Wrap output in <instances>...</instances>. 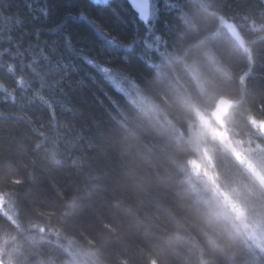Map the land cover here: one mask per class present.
I'll return each instance as SVG.
<instances>
[{
	"label": "trees",
	"instance_id": "obj_1",
	"mask_svg": "<svg viewBox=\"0 0 264 264\" xmlns=\"http://www.w3.org/2000/svg\"><path fill=\"white\" fill-rule=\"evenodd\" d=\"M149 2L142 23L126 0H0V193L18 226L0 215V240L22 264L50 262L60 246L90 264H253L233 234L231 253L210 255L180 129L124 90L166 94L170 61L206 49L241 101L238 119L264 124V0ZM32 227L45 232L35 245L17 232Z\"/></svg>",
	"mask_w": 264,
	"mask_h": 264
},
{
	"label": "clouds",
	"instance_id": "obj_2",
	"mask_svg": "<svg viewBox=\"0 0 264 264\" xmlns=\"http://www.w3.org/2000/svg\"><path fill=\"white\" fill-rule=\"evenodd\" d=\"M169 67L168 92L144 93L139 106L182 133V162L205 205L193 226L213 256L231 253L230 234L264 241V129L238 119L241 101L208 50L194 49Z\"/></svg>",
	"mask_w": 264,
	"mask_h": 264
},
{
	"label": "rangeland",
	"instance_id": "obj_3",
	"mask_svg": "<svg viewBox=\"0 0 264 264\" xmlns=\"http://www.w3.org/2000/svg\"><path fill=\"white\" fill-rule=\"evenodd\" d=\"M220 24L224 25L229 30V32L233 35V37L237 40V42L241 45L242 49H245L243 46L241 37L238 34L234 25L224 19L220 20ZM124 91L126 93L129 91L130 94H133L135 96L136 101L139 102L141 100L137 96L136 91L130 88H126ZM253 125H258L260 128H262L264 124L253 122ZM249 167H251V165H249ZM13 208L14 207L6 199V197L0 193V215L3 216L6 220H8L9 223L12 226H14L16 230H18V226L15 221V213H14ZM17 232L18 233L22 232L24 234V239H25L24 241H27L33 245L36 244L35 238H40V233H45L42 229L37 230L35 227L28 229L26 233L25 231H21V230ZM49 234H51V232H48V233L46 232V236H51ZM8 238L9 237L6 236V238L2 239L1 237V240H0V252L3 255V257H5L4 259L6 260V264H18V263L22 264L20 254L18 252L19 249L17 247L15 248V246H13L12 249L9 248ZM54 238H55V235H54ZM56 241H59L58 237H56ZM59 242H57V244H59ZM245 242L250 252L253 253L254 255L253 264H264V241H258V242L254 241V243L252 244H249L247 241ZM59 253L61 254H59L57 258H54L53 260H50V262H47L45 264H90L89 259L86 258V256L81 252H76L75 254L69 253L66 247L60 246ZM17 254L19 256L18 257L19 259L14 263L13 258H11V256L17 255ZM32 264H44V263H42L41 261H38L37 263H32Z\"/></svg>",
	"mask_w": 264,
	"mask_h": 264
},
{
	"label": "snow or ice",
	"instance_id": "obj_4",
	"mask_svg": "<svg viewBox=\"0 0 264 264\" xmlns=\"http://www.w3.org/2000/svg\"><path fill=\"white\" fill-rule=\"evenodd\" d=\"M129 4L132 6L133 10L136 11L138 13V18L140 19V21L142 23H144V18L142 16V14L138 11L135 0H128ZM47 13L45 12V15ZM80 19L83 20L86 24L90 25L91 27H93L95 30L97 31H102L105 35H109L108 31L106 28H104L103 24L101 21H99L96 17L93 16H88L85 13H81L80 14ZM115 38H112V41L110 42H114ZM69 44L70 42V38H69ZM86 63H89L90 65L93 63L91 60H86ZM73 67H75V65H73ZM105 71H107V69H105Z\"/></svg>",
	"mask_w": 264,
	"mask_h": 264
},
{
	"label": "water",
	"instance_id": "obj_5",
	"mask_svg": "<svg viewBox=\"0 0 264 264\" xmlns=\"http://www.w3.org/2000/svg\"><path fill=\"white\" fill-rule=\"evenodd\" d=\"M126 1L128 2V0H126ZM135 3H136L138 11L142 14V16L144 18V21H146L148 16H149V2L147 0H135ZM128 4H129V2H128ZM130 7L132 8L131 5H130ZM262 129H264V126H263ZM0 264H2L1 261H0Z\"/></svg>",
	"mask_w": 264,
	"mask_h": 264
},
{
	"label": "bare ground",
	"instance_id": "obj_6",
	"mask_svg": "<svg viewBox=\"0 0 264 264\" xmlns=\"http://www.w3.org/2000/svg\"><path fill=\"white\" fill-rule=\"evenodd\" d=\"M151 12V11H150ZM150 12H149V16H148V20H149V17H150ZM136 13V12H135ZM137 14V13H136ZM137 16H138V14H137ZM245 242V241H244ZM246 243V242H245Z\"/></svg>",
	"mask_w": 264,
	"mask_h": 264
}]
</instances>
